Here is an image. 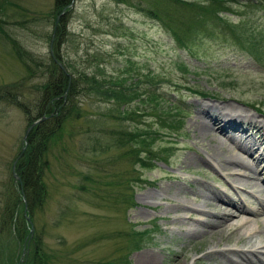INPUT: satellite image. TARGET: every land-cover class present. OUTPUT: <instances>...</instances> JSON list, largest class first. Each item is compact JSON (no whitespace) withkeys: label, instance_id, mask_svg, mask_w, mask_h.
<instances>
[{"label":"rangeland","instance_id":"374dc122","mask_svg":"<svg viewBox=\"0 0 264 264\" xmlns=\"http://www.w3.org/2000/svg\"><path fill=\"white\" fill-rule=\"evenodd\" d=\"M13 1L17 6H9V9H16V12L21 9L28 20L23 25L5 22L3 30L26 48L36 61L43 59V64L49 65L48 58L54 44L53 41L49 44L50 39L53 40L50 13L54 0ZM226 1L234 11L244 12L243 16L256 25V46L264 53V0H259V5L245 4L247 0ZM228 16L232 21L237 19L236 15ZM20 19L23 17L17 14L9 18ZM65 29V38L57 51L75 68L120 77L147 70L160 72L169 79V83H160L158 90L169 92L170 98L178 101L185 112L178 134L169 135L162 130L163 135L154 144L156 149H166L167 152L172 145L168 158L156 159L151 169L140 170L141 180L132 182L130 191L128 189L131 203L121 213L116 209L120 200L115 199L117 201L113 203L114 198L111 199L114 186L106 184L110 179L108 173L114 168L107 159L112 147L106 152H98L91 151L88 144V148L81 144L83 151H80L79 144L75 143L73 147L67 132L64 133L66 142H63L69 146L60 154L63 161L55 159L60 146L55 147L50 158L51 169L45 173L50 183L51 199L48 198L42 209L46 225L41 240L46 252H50L49 263L104 264L116 258L127 241L117 234L134 230L141 233L140 246L129 251L128 264H140L137 257L144 251L158 255L156 264H240V251H230L229 259L225 260L217 254L207 256V250L236 247L245 241L242 239L247 235L264 243V213H260L264 203V174L254 189L244 187L241 190L231 178L230 169L211 159L212 141L193 135L199 115L206 118L202 112L217 115L218 105L230 103L243 114L237 122L239 128H247L249 137L245 143L261 146L259 140L264 134V63L230 38L219 36L201 40L189 51L180 49L156 21L117 0H73ZM10 45L0 38V190L15 173L10 162L18 151L26 128L24 113L10 104L6 97L15 95L19 101L33 105L32 102H38L41 95L35 88L41 80L37 76L24 80L20 88V85H14L24 76V71L21 62L9 53L7 46L10 48ZM126 58H130L132 64L127 65ZM178 64L183 65L185 71H180ZM185 87L204 95L192 93ZM82 98L88 114L106 111L110 106V102ZM143 122L155 128V124L147 120H142L139 125ZM94 123L92 120L88 122L87 128H92ZM68 124L65 123V130ZM87 128L86 123L80 125V130ZM225 133L228 140L225 141L223 135L221 138L232 148L233 141L228 136L230 130ZM255 151L256 155L251 153L252 157L263 152L260 167L264 165V150ZM83 173H87L93 182L83 181ZM240 177L245 178L243 175ZM80 184H85V188L79 189L77 186ZM145 192L151 193L148 200L141 197ZM213 192H221L238 204L243 202L250 210L238 212L235 206L230 207L226 210L232 215L226 222L246 219L245 223L238 222L239 225L233 226L234 230L227 228L220 235L205 233L204 228L202 233H187L185 228L189 222L212 218L209 214L218 210L212 206L215 204ZM171 197L177 198L184 207H175V200ZM209 201L212 205L207 203ZM177 215H180L179 220H176ZM29 232H32L31 228ZM10 237V234L0 235V249L4 255L10 250ZM263 252L259 258H252L247 263L264 264Z\"/></svg>","mask_w":264,"mask_h":264},{"label":"trees","instance_id":"16d2710c","mask_svg":"<svg viewBox=\"0 0 264 264\" xmlns=\"http://www.w3.org/2000/svg\"><path fill=\"white\" fill-rule=\"evenodd\" d=\"M72 1L54 0L50 13L54 44L52 43L48 65L43 64V59L40 62L36 61L37 59L26 48L3 30L2 24L5 22L21 25L28 18L24 12H20L21 9L19 12H16V9H9V6H17L13 0H0V38L11 44L10 48L7 46L9 53L21 62L24 71V76L22 75L14 85L18 84L20 88L29 77L41 78L35 85L41 94L38 102L34 101L33 105H30L19 101L15 95L6 99L24 113L26 127L34 119L45 116L29 129L22 150V140L20 141L18 151L12 159L15 161L16 177L10 174L9 183L7 182L0 190V235L3 237L6 234L11 235L8 253L4 255L0 249V264H50L48 261L50 252H46L41 240L42 230L46 225L42 209L48 198L51 199L50 183L46 174L51 169L52 152L55 147L60 146V153L55 159L63 161L60 154L67 151L66 146H69L64 143L66 142L64 133L67 132V138L73 147L76 146L75 143L79 144L77 147L80 151L89 147L91 151L106 152L112 147L113 151L107 159L114 168L109 171L110 179L106 184L114 186L111 199L120 200H113V203L120 202L116 209L121 213L127 204L131 203L128 189L130 191L132 182L137 183L141 180L140 170L151 169L156 159L165 160L172 151V145L169 147L170 152L166 149H156L154 146L163 135L162 130H166L169 135L170 133L177 135L183 121L185 112L183 106L171 99L169 92L158 90L160 83H169V79L160 72L147 70L126 77L103 75L84 68L78 70L61 57L57 49L66 35L65 28ZM117 1L127 3L136 11L156 21L180 49L189 51L201 40L219 36L230 38L260 63H264L263 50L256 46L258 45L254 35L256 25L243 16L244 12L234 11L229 1ZM254 2L247 0L245 4L261 3L259 0ZM60 12L63 13L58 16ZM15 14L22 16L23 19L9 20ZM232 14L237 16L235 21L228 16ZM261 18L262 15L259 19ZM125 61L127 65L132 64L130 58H126ZM179 66L180 71H185L183 65ZM185 89L204 95L196 89L188 87ZM81 97L87 98V101L95 100L107 104L110 102V106L106 111L99 110L94 115L88 114ZM91 120L95 123L92 128H87V123ZM142 120L155 124V128L145 122L140 126ZM66 122L69 124L65 130ZM82 123H86L87 129L84 131L80 130ZM82 175L83 181L93 182L87 173ZM77 187L84 189L85 184ZM26 225L32 229L31 233ZM117 235L126 238L127 241L121 247L118 256L105 261L104 264H128L129 251L140 246V232L128 230Z\"/></svg>","mask_w":264,"mask_h":264},{"label":"bare ground","instance_id":"6f19581e","mask_svg":"<svg viewBox=\"0 0 264 264\" xmlns=\"http://www.w3.org/2000/svg\"><path fill=\"white\" fill-rule=\"evenodd\" d=\"M202 113L205 114L206 118L203 119V117L201 118V116L199 115L200 118L198 119L200 120L196 121L193 137L207 138L209 141H212L214 148L210 149L211 159L214 162L221 164L223 168L230 169V176L233 179V181L239 185L237 186L238 188H240L241 190H244V187L254 189L258 185L257 181L261 178V175L264 174V169H263L264 165H261L259 167L260 161H262L263 159L262 158L263 152L259 153L258 156H254V157L251 156V153H254L255 150L257 149L264 150V134H261L260 132V134L262 135L261 139L259 140V144L261 145L260 147L259 145L257 144L255 145L254 143H250L248 146L245 143V140L247 139V137H249L247 134V128H243V127L239 128L238 127L239 122H237L240 115L243 114L240 110H238L234 105L230 103L218 105L217 115L210 114L208 113V111ZM259 127H263V126H259ZM229 130H230V135L228 136H231L232 138L231 140L233 141L231 142L234 145L232 148L228 147L225 143V141L228 140L225 137V134H227L225 132H228ZM217 132L220 135L217 134ZM221 135L225 137V141L222 140ZM254 145L255 148L253 149L252 147ZM234 147L237 148L236 151L233 150ZM190 159L192 160V158H188V160ZM242 175L245 176V178H241L240 176ZM178 191L179 192L181 191V187L178 189ZM150 196H151L150 192H145L142 194L141 197L142 199L148 200ZM212 196H213L212 200L215 201L214 202L215 204L212 205L211 201L207 203L209 205L216 207L218 210L209 214L210 217L212 216V218L209 219L207 218L204 220H195V222H189L188 227L185 228V231L187 233H194V234L202 233V228H204L206 229L205 233L220 235L223 231L227 230V228H229L228 230L232 231L234 230L233 226H237L239 224L245 223L246 219L231 223L226 222V220L232 215L228 213L226 209L235 206L236 208H238V212L239 210L240 212L250 210L249 208H247V206L243 205V202L242 204L241 203L238 204L233 199H231L227 195L225 196V194L221 192H216V193L213 192ZM172 199L175 200V203L173 204L175 207H184L183 204L181 205L179 204V200H177V198H172ZM260 213H264V203L261 206ZM179 219H180V215H177L176 220ZM199 228L200 230L198 231ZM242 240H245L246 242L244 241L243 243L239 244L236 247L227 246L219 249H213V248L209 249L207 250V256L213 257L214 255L217 254L223 257L225 260H227L229 259L230 251H238V252L240 251L242 253L239 254L240 264H248L247 262H250L252 258H259L260 253L263 252L264 250V243L258 241L257 239H256L257 241L252 240L250 235H247L246 238ZM157 256L158 255L155 252L144 251L139 254L137 260L140 264H156Z\"/></svg>","mask_w":264,"mask_h":264},{"label":"water","instance_id":"95a60500","mask_svg":"<svg viewBox=\"0 0 264 264\" xmlns=\"http://www.w3.org/2000/svg\"><path fill=\"white\" fill-rule=\"evenodd\" d=\"M49 44H51V39H50V43H49ZM44 118H45V116L42 115L41 117H39V118L33 120V121L30 123V125L26 127V129H25V131H24V134H23V136H22V140L25 139V136H26L27 132L29 131L30 127H32V126L35 125L36 123L42 121ZM22 149H23V147H21V150H22ZM13 166H14V163H12V168H13ZM13 175L15 176V173H13Z\"/></svg>","mask_w":264,"mask_h":264}]
</instances>
